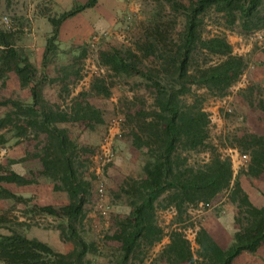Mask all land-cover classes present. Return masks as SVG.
<instances>
[{"label":"trees","instance_id":"1","mask_svg":"<svg viewBox=\"0 0 264 264\" xmlns=\"http://www.w3.org/2000/svg\"><path fill=\"white\" fill-rule=\"evenodd\" d=\"M96 1L87 0L53 15L42 13L51 26L43 52V66L48 55L57 49L61 23L92 7ZM169 1L173 9L184 15V25L175 37L170 36L164 23L154 18L139 36V54L115 47L99 52L101 62L115 74H137L145 78L153 88L155 105L149 113L150 118L139 126L142 136L134 132L133 144L137 147L144 145L147 149L144 175L130 178L122 187L130 199L131 210L118 223L117 237L121 246L109 264H135L140 253L162 239L163 229L155 215L158 207L171 206L181 216L187 207L206 204L208 199L221 193H227L238 209L235 221L240 228L233 234L230 246L219 248L200 227L194 239L197 249L193 251L191 241L182 230L174 228L169 232L160 259L173 264H231L241 252H255L264 243V206L252 205L237 176H233L230 157L207 144L209 114L201 106V97L192 86L204 88L212 96L223 97L247 67V59L233 53L232 45L224 35H201L204 13L214 9L222 13L229 25L238 22L242 30L249 32L264 27V0H189L188 4ZM15 39L16 32L12 28L0 27V83L4 85L9 75H15L20 87L29 88L31 101L26 104L9 97L0 99V106L12 107L0 116V129L12 127L14 137L25 135L28 129L46 134L47 143L39 156L41 173L54 181L55 190H63L69 196V202L57 213L66 221L67 237L73 247L66 253L55 251L46 242L28 237L8 224L7 214L0 213V229H6V232H0V262L82 264L85 255L94 252L95 247L93 242L78 234L73 222L81 214L90 184L78 171V161L73 156L75 142L58 124L74 122L92 126L102 122L101 113L96 108L79 104L64 110L46 103L36 84L37 69L15 45ZM198 53L215 58L198 62ZM149 58L152 61L145 64L144 60ZM91 89L98 95H109L108 87L100 78L93 80ZM187 95L192 96L191 102L185 100ZM0 143H4L3 136H0ZM206 146L209 147V157L201 164L190 165L182 155V151H195ZM234 147L238 151H248L245 174L259 176L264 173V134L245 132ZM2 183L25 185L31 180L12 170L2 172L0 167V199L17 198ZM33 207L28 212L56 213L50 206Z\"/></svg>","mask_w":264,"mask_h":264},{"label":"rangeland","instance_id":"2","mask_svg":"<svg viewBox=\"0 0 264 264\" xmlns=\"http://www.w3.org/2000/svg\"><path fill=\"white\" fill-rule=\"evenodd\" d=\"M176 1L183 4L189 2ZM42 13L56 14L49 0H2L0 27L12 28L16 32L15 45L36 67V84L46 103L64 110L79 104L96 108L101 113L102 122L93 123L92 126L74 122L58 125L64 127L75 142L73 156L78 161V171L90 184L81 214L73 222L78 234L84 240L93 242L95 247L94 252L85 255L82 264H109L121 246L117 237L118 223L131 210L130 199L122 187L130 178L137 179L144 175L147 149L144 145L137 147L133 144L134 132L142 136L139 126L150 118L149 113L155 109V105L153 88L145 78L137 74H115L101 62L99 52L115 47L122 51L131 49L139 54V36L152 19L164 23L170 36L175 37L184 25V15L173 9L169 0H134V7L128 14H115L113 24L107 25L102 31L83 33L77 43L64 44L60 42L58 34L57 49L48 55L43 66V52L51 26ZM4 16L11 26L3 22ZM200 30L203 37L224 35L232 45L233 53L243 55L247 61L251 59L252 66L263 62L264 27L246 32L238 22L229 25L222 13L209 9L202 17ZM196 57L198 62L215 58L204 53H198ZM151 61L152 58H149L144 63L149 64ZM9 76L4 85L0 83V99L9 97L30 103L29 88L20 87L15 75ZM97 78L102 79L108 87V96L92 91L91 83ZM258 86L257 94L264 96V84ZM192 89L201 97V106L209 114L207 144L232 160L233 152L227 148H235L245 133L235 99L221 103V97L210 95L204 88L192 86ZM255 98L256 101L260 100ZM185 100L191 102L192 96L187 95ZM11 108V105L0 106V116ZM219 115L222 117L220 122ZM13 132L10 126L0 129V136L4 137V143H0L2 172L11 171V166L18 167L25 159L39 161L47 143L46 134L37 130L28 129L20 137H14ZM208 148L182 151V155L186 156L190 165L201 164L208 160ZM237 152L246 153L249 158L248 151L242 149ZM10 154L14 155L13 159ZM30 177L31 183L26 186L13 185L17 186L16 190L22 188L23 194H16L17 198L0 199V213H6L8 224L26 236L38 234L55 251H70L73 244L67 237L66 221L57 213L59 208L69 202L68 194L63 190H55L54 181L42 173H31ZM2 184L6 186L7 183ZM223 195L221 193L217 198L208 199L211 210L217 209L215 204ZM33 206H50L56 213L28 212ZM207 207L205 204L187 207L181 216L171 206L158 207L155 215L158 225L163 229L162 239L140 253L134 260L135 264H167L166 260L160 259V253L168 242L169 232L180 228L188 239L192 238V233L201 227L203 212ZM60 226L64 229L61 230ZM0 232H6V229L1 228ZM190 241L192 250L196 251L197 244L194 246Z\"/></svg>","mask_w":264,"mask_h":264},{"label":"crops","instance_id":"3","mask_svg":"<svg viewBox=\"0 0 264 264\" xmlns=\"http://www.w3.org/2000/svg\"><path fill=\"white\" fill-rule=\"evenodd\" d=\"M87 0H49L53 13H60L73 8L76 4H81ZM134 7V0H97L95 5L87 7L75 15L65 19L59 28V40L64 44L77 43L79 37L85 33L88 34L94 30L102 31L107 25L113 24L115 14H128ZM252 66L251 59L248 58L247 67L240 78L229 88L227 94L221 97V103L227 100L235 99L236 109L241 114V123L245 126V132L262 135L264 134V99L263 95L257 94L258 85L264 84V58ZM257 97L258 101H256ZM219 122L222 117L218 116ZM231 149L233 176H237L240 187L247 194L249 201L255 207L264 206V173L259 176L247 175L244 171L249 163V158L242 163L238 160V152L235 148ZM10 151V150H9ZM12 152V150H11ZM10 152V153H11ZM11 155V154H10ZM11 159L14 155L10 156ZM12 171L20 174L26 179L31 178V173H41L42 165L40 160L25 159L18 167L11 166ZM13 183H7L6 187L15 194H23L22 188L17 189ZM26 186V185H24ZM219 197L218 195L213 198ZM214 211L209 206L203 212L201 227L207 232L209 237L221 249L230 246L233 240V234L239 230V224L235 217L238 215V209L232 202L227 193L217 200ZM195 231L192 233V243L195 244ZM28 237H35L43 242L45 240L38 234H32ZM197 246V245H196ZM167 264H173L166 262ZM0 264H2L0 262ZM161 264H164L163 262ZM176 264H190L182 262ZM231 264H264V243H261L255 252L243 251L237 255Z\"/></svg>","mask_w":264,"mask_h":264},{"label":"built area","instance_id":"4","mask_svg":"<svg viewBox=\"0 0 264 264\" xmlns=\"http://www.w3.org/2000/svg\"><path fill=\"white\" fill-rule=\"evenodd\" d=\"M3 22L5 24H7V26L9 27L10 23L9 20L7 19L6 16L3 17ZM238 160L242 163L246 162L248 160V156L246 154H238ZM99 191L101 192L102 189L99 188ZM205 206H209V203H206Z\"/></svg>","mask_w":264,"mask_h":264}]
</instances>
